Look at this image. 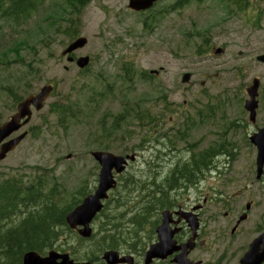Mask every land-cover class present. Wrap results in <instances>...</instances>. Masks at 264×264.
Instances as JSON below:
<instances>
[{"label": "rangeland", "instance_id": "374dc122", "mask_svg": "<svg viewBox=\"0 0 264 264\" xmlns=\"http://www.w3.org/2000/svg\"><path fill=\"white\" fill-rule=\"evenodd\" d=\"M181 1L163 0L151 13L137 14L127 9V0H84L80 8L74 0H35L28 18L14 24L3 16L8 3L0 4V47L18 48L25 64L31 62L39 71L36 78L24 80L25 91L21 90L23 83H19L18 97L34 94L46 84L55 88V95L39 112H33L23 128L27 137L0 162V178L16 177L27 182L42 177L43 194L48 196L55 186L51 201L67 205L84 186L90 193L97 186L99 166L91 152L135 155L136 160L117 176L118 185L106 202L105 215L124 216L113 223L128 222L125 229L119 230H136L138 241L142 239L145 244L147 223L157 212L151 209L144 213L145 202L147 210L151 206V195L160 196L163 192L183 199L192 196L195 201L201 196L209 201V196L222 195L202 218L205 235L212 242L211 250L200 249L193 258L206 264H239L247 244L264 231V168L261 179L256 180V152L248 140L252 132L239 97L252 77H259L264 85V66L255 61L257 55L264 53V0H188L175 11L159 13ZM55 12L64 15L56 17ZM75 18L78 36L88 41L74 53L76 59H90L83 73L74 64H67V56L61 57L70 41L62 34L67 25L65 19ZM48 22L58 24L61 32L57 35L56 28L50 29ZM38 25L46 31L50 29L46 47L36 44ZM217 49L221 52L216 53ZM12 56V62L0 64V124L16 107L4 87L8 82L21 81L26 72L18 58ZM150 71H157L158 75H150ZM184 73L193 75L186 85L180 82ZM202 81L205 84L200 86ZM81 86L85 87L81 96L84 119L77 124L59 123L49 105L61 97L77 95ZM89 99L95 103L88 104ZM136 102L145 116L143 126L133 117H126ZM194 110L202 112L195 114ZM150 130L151 136L157 131L164 135L149 141ZM220 148L227 154L222 151L216 155ZM208 149L215 155L209 161V169L196 171V181L193 177L191 184L181 179L175 180V185L165 181L193 155L205 152L207 157ZM153 182L160 188H155ZM230 194H239L237 199L229 198L231 206L222 201L224 195ZM248 201L253 204L241 231L233 236L224 232L221 226L225 224L230 231L231 222ZM233 208L235 213L231 212ZM228 212L230 217L225 219L223 215ZM135 215L147 217L145 231L144 226L139 229L129 221ZM104 221V216L93 221L94 234ZM58 232L59 240L52 250L68 253L77 262H84L83 253L97 243L95 239H79L67 229ZM128 244L131 241L126 249Z\"/></svg>", "mask_w": 264, "mask_h": 264}, {"label": "trees", "instance_id": "16d2710c", "mask_svg": "<svg viewBox=\"0 0 264 264\" xmlns=\"http://www.w3.org/2000/svg\"><path fill=\"white\" fill-rule=\"evenodd\" d=\"M77 7H81L84 0H74ZM188 0H182L179 3H176L174 9L180 8L183 4L187 3ZM200 2L201 0H196ZM4 2L8 3V7L4 10L3 16L9 19L11 23H17L20 20H26L28 16L34 11L35 0H0L2 5ZM177 6V7H176ZM75 10L76 14H79L80 11L77 10L75 6L71 7ZM170 10L173 9L169 8ZM240 11V9H239ZM57 14L55 16L59 17L63 14ZM54 15V14H52ZM67 23L65 29L62 31L63 35H67L70 40L78 36L77 32L79 29V24L77 18L75 19H65ZM50 29H55L57 35L61 32L59 25L54 22H48ZM145 27V22L143 28ZM50 29H46L41 26H37V36L38 42L36 44L47 46V35L50 32ZM40 36V37H38ZM28 48H33L27 44ZM35 47V45H34ZM22 49H24V44L22 42ZM15 55L19 61V64H22L26 68L24 73L25 77L21 81L8 82L7 86L4 87V91L8 97H10L13 103H18L21 98L17 95L18 90L20 89L19 83L22 82V89L25 91L27 88L24 80L27 78H36L38 74V68L32 67V63L25 64L24 58H20L18 48H1L0 47V64H8L12 61H9ZM85 71V70H84ZM83 73V71H81ZM23 75V76H24ZM83 86L79 87L78 94L66 97H61L59 101L54 102L49 105V110L55 115L59 123L69 124L71 121L73 124H77L80 120L84 119V109L85 106L81 102V96L84 91ZM55 95V92L52 96ZM95 103L93 99H89L88 104ZM138 102L134 103L131 109L128 111L126 117H133L137 122L143 126L145 125V116L143 113H140L138 109ZM123 120V116H121ZM243 124L241 122L239 125ZM239 125L237 128H239ZM222 147V145H220ZM227 154L225 149L220 148L215 151L217 154ZM214 153V155H215ZM208 159V158H207ZM207 165V161H206ZM203 169L200 159L192 158L191 163L184 164L181 168H176L173 170L169 176L165 178V181L172 182L177 179L183 181L193 182L196 180V171ZM129 179V178H128ZM128 179H125L126 181ZM156 179V178H154ZM42 177L33 178L32 181H24V179L15 178H0V264H21L22 255L28 251H35L39 254H44L48 250H52L56 247L55 243L59 240L58 229H67L65 223V215L67 212L71 211L73 207L78 205L81 200L90 193L87 189V186H84L79 196H71V200L68 201L67 205H58L56 201H51L54 196L55 186L52 187L49 191V195L46 196L43 194L44 188L42 186ZM28 183L25 186L19 184ZM155 188H160V184L155 182L152 183ZM57 185V183H55ZM168 189H170V184ZM161 194V193H159ZM166 194L162 192V195ZM162 195L154 196L149 201L151 206L147 210L146 202L144 207V213L151 210L161 211L166 206V200L162 199ZM48 199V202L44 201ZM66 206V207H63ZM105 207L98 217L104 216L106 221L103 222L102 226L99 228L98 232L93 234L89 239H95L96 244L89 251L83 253V260L85 264H103L100 259L101 253L105 250H123L129 251L134 250L136 252H143L142 248L144 246V240L140 239L138 241L137 231L134 232L128 231L124 233L119 229H125L128 225L127 221H122V223H113L114 221L122 220L124 216L120 214L117 217L105 215ZM147 217L141 215L132 216L129 221L133 222L139 229H142L145 225ZM112 222V224H111ZM68 230V229H67ZM69 231V230H68ZM71 232V231H70ZM127 234L130 235L127 236ZM131 241V244H128L125 248V245ZM138 241V245L137 244ZM142 245V248L139 246ZM141 250V251H137Z\"/></svg>", "mask_w": 264, "mask_h": 264}, {"label": "water", "instance_id": "95a60500", "mask_svg": "<svg viewBox=\"0 0 264 264\" xmlns=\"http://www.w3.org/2000/svg\"><path fill=\"white\" fill-rule=\"evenodd\" d=\"M158 0H129L128 8L134 11H146L150 9ZM87 44L84 37H79L68 44V46L61 52V56H67V62H75L79 70L85 69L89 64V57H80L74 61V58L68 55L75 51L82 49ZM219 53V50H216ZM257 61L264 62V55L259 56ZM67 71L68 68L64 67ZM191 74L185 73L182 76L181 82L187 84L190 80ZM257 80L253 81V85L248 89L250 100L245 103V110L250 112V120H254L255 106L254 97L256 95ZM53 92V86L50 84L43 85L37 93L28 95L23 98L16 106L15 113L6 122L0 124V161H3L7 154L13 151L26 137L27 132L7 140L11 135L21 130L26 126L32 116V109L36 112L40 111L50 94ZM251 144L256 148V178L260 179L263 173L264 166V129L258 131L250 137ZM91 157L98 163L100 169L98 173V183L93 193L86 196L82 202L77 205L72 211L66 214L65 223L72 231H76L77 235L82 239H89L93 234L92 222L96 216L102 211L104 201L108 199V193L115 189V176L125 172L130 162H134L136 157L134 155L115 156L113 154L95 151L91 153ZM245 216V215H244ZM162 224L157 227L156 233L159 243L149 248L145 252V263L149 264L152 259L159 258L158 248L166 245L164 241V229L166 224V212L162 213ZM244 217L240 218V221ZM188 221V220H187ZM192 226L191 222L188 221ZM197 223L193 227V233ZM197 229V228H196ZM162 252V251H161ZM163 254H169L164 252ZM185 255L180 259L175 260L176 264H189L185 260ZM164 258V257H162ZM101 260L105 264H133V257L130 255L120 256L117 251L107 250L102 256ZM264 263V232L256 237L249 245L247 251L239 260V264H263ZM22 264H79L75 262L68 253H60L54 250L47 252L46 255L41 256L34 251L26 252L22 257ZM201 264V263H196Z\"/></svg>", "mask_w": 264, "mask_h": 264}, {"label": "flooded vegetation", "instance_id": "af4514ba", "mask_svg": "<svg viewBox=\"0 0 264 264\" xmlns=\"http://www.w3.org/2000/svg\"><path fill=\"white\" fill-rule=\"evenodd\" d=\"M256 15L257 14H255V16ZM262 55H264V53L259 54L255 57V61L260 66H264V62L257 61V58ZM157 75H154V76H157ZM254 80H257V83H258L257 89H256V95L254 97V101L256 103L255 117H254V120H250L249 118L250 112L247 113V111H245L244 109H245V103L248 100H250L248 89L253 85ZM261 83H262V80L259 77L258 78L252 77L251 82L247 83L242 88L240 92V96H239L241 103L243 104L244 114L247 115V120L249 124L247 125V122H246V125L251 128V132H252L251 135H254L258 133V131L264 129V85H262ZM242 94L244 98H242ZM207 110H208V113L210 114V104L207 106ZM201 112H202L201 110H194L195 114L201 113ZM151 132L152 130L148 132L149 141L157 135H159L160 137L164 135L162 131H157L155 135L151 136ZM213 154H214L213 151L211 149H208L207 157H205V152H204L201 154L198 153L196 155H193L192 158L193 157L201 158L200 160H201L203 168L209 169L210 168L209 161L211 160V158H213L214 156ZM192 158H190L187 162L183 164L191 163ZM206 161H207V165H206ZM171 183L175 184V181H172ZM231 194L224 195L222 198V201L228 203L230 206L232 202L229 201V198L232 197L233 199H237L239 197V194H234L233 196H231ZM169 196L167 194L162 195V199H165L167 201L166 207L161 212L154 213V215L150 217V220L147 223L148 230L146 231V233L148 234V236L146 237L144 248L142 249L143 253L131 252L129 254H125V253H121L120 251H118L120 256L131 255L133 257V264H139L138 258L140 257L141 259L140 264H144L145 263V252L148 251L149 248H151L152 246L159 243L156 229L162 224V219H163L162 213L166 212L167 220H166L165 229L163 233L164 241L166 242V245L163 247V249L162 247L158 248L157 251H158V254L160 255L159 258L152 259L149 264H176L174 261L183 257L184 253H186L185 260L187 263L196 264V263L201 262L202 264H206V262L200 259L193 258V255L195 252L199 251L200 249H203L205 252H208L211 250L212 242L210 241L209 237L205 235V224L206 223L203 221L202 218L206 215L208 207L213 205V201H220L222 195H219L217 197L209 196V201H207V198L204 196H201L202 199H198L197 201H195L196 198H193L192 196H186L184 199L179 197L178 195L169 194ZM252 204H253L252 201L246 202L244 205V208L239 210L238 218L236 220L233 219V221L231 222L230 231L227 229V226L225 224L221 226L223 231L224 232L228 231L231 236L239 233L241 231L242 224L246 222L249 217L248 213L252 207ZM231 212L235 213L236 209L233 208ZM231 212L224 213L223 216L225 217V219L230 217ZM150 214L152 215V213ZM243 215H246V216H243ZM241 216L244 217V220L240 221ZM187 220L191 222L192 226L189 224ZM195 223H197V227H196L197 229L195 228L194 233H193V227ZM249 243L247 244L243 252L247 250ZM168 251H169V254H163L164 252H168ZM101 262L105 264L102 260ZM213 264L215 263L213 262Z\"/></svg>", "mask_w": 264, "mask_h": 264}, {"label": "bare ground", "instance_id": "6f19581e", "mask_svg": "<svg viewBox=\"0 0 264 264\" xmlns=\"http://www.w3.org/2000/svg\"><path fill=\"white\" fill-rule=\"evenodd\" d=\"M1 229V228H0Z\"/></svg>", "mask_w": 264, "mask_h": 264}]
</instances>
